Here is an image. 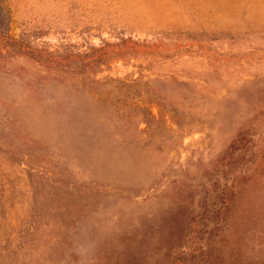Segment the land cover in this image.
<instances>
[{"label":"rangeland","instance_id":"374dc122","mask_svg":"<svg viewBox=\"0 0 264 264\" xmlns=\"http://www.w3.org/2000/svg\"><path fill=\"white\" fill-rule=\"evenodd\" d=\"M0 264H264V0H0Z\"/></svg>","mask_w":264,"mask_h":264}]
</instances>
